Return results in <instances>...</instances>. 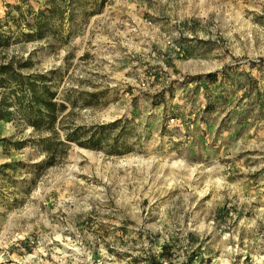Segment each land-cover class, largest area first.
Wrapping results in <instances>:
<instances>
[{"label":"rangeland","instance_id":"rangeland-1","mask_svg":"<svg viewBox=\"0 0 264 264\" xmlns=\"http://www.w3.org/2000/svg\"><path fill=\"white\" fill-rule=\"evenodd\" d=\"M50 1L0 0V32ZM99 4L71 0L66 42L0 48L67 107L61 143L0 121V264H264V0Z\"/></svg>","mask_w":264,"mask_h":264},{"label":"trees","instance_id":"trees-1","mask_svg":"<svg viewBox=\"0 0 264 264\" xmlns=\"http://www.w3.org/2000/svg\"><path fill=\"white\" fill-rule=\"evenodd\" d=\"M105 0H100L98 10L89 12V16L97 14ZM71 0H51L48 9L33 12L27 5L26 12L22 11L21 6H15L14 10L18 13L17 18H12L16 24V31L12 37H4L0 32V48L5 50L10 45L21 42L44 41L50 47H54L50 38L57 43L66 42L67 36L63 35L62 28L65 21V12L69 10ZM33 17L29 22L27 17ZM24 30H28L25 32ZM0 62V88L4 89L0 99V121H8L15 117L31 127L34 131L45 130L50 133L57 143L59 133L56 127L63 128L60 117L67 107L63 103H57L56 90H52L49 83L52 82L42 74H24L23 70L29 69L31 64L16 57H9ZM212 77L211 75H209ZM84 129H78L64 135L65 142L76 143L80 147L97 149L102 147L103 135L101 133H91L86 139ZM1 141H5L2 139ZM43 142H47L44 140ZM59 145H64L59 144ZM44 151L50 152L51 157L56 153L57 147L53 150L46 148Z\"/></svg>","mask_w":264,"mask_h":264},{"label":"bare ground","instance_id":"bare-ground-1","mask_svg":"<svg viewBox=\"0 0 264 264\" xmlns=\"http://www.w3.org/2000/svg\"><path fill=\"white\" fill-rule=\"evenodd\" d=\"M81 150V149H80ZM81 151H84V150H81ZM85 152V151H84ZM67 250H69V251H73V253L76 251L75 249H72V248H68L67 247ZM20 264H27V261H23V262H21Z\"/></svg>","mask_w":264,"mask_h":264}]
</instances>
